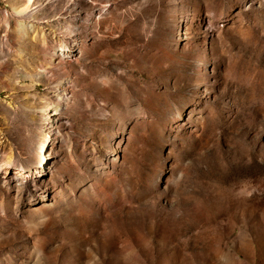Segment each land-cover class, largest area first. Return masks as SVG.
<instances>
[{
  "label": "rangeland",
  "instance_id": "1",
  "mask_svg": "<svg viewBox=\"0 0 264 264\" xmlns=\"http://www.w3.org/2000/svg\"><path fill=\"white\" fill-rule=\"evenodd\" d=\"M0 264H264V0H0Z\"/></svg>",
  "mask_w": 264,
  "mask_h": 264
},
{
  "label": "bare ground",
  "instance_id": "2",
  "mask_svg": "<svg viewBox=\"0 0 264 264\" xmlns=\"http://www.w3.org/2000/svg\"><path fill=\"white\" fill-rule=\"evenodd\" d=\"M29 2H32V0H29Z\"/></svg>",
  "mask_w": 264,
  "mask_h": 264
}]
</instances>
